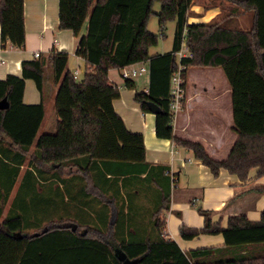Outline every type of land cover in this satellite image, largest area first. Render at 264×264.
<instances>
[{
	"label": "trees",
	"instance_id": "obj_1",
	"mask_svg": "<svg viewBox=\"0 0 264 264\" xmlns=\"http://www.w3.org/2000/svg\"><path fill=\"white\" fill-rule=\"evenodd\" d=\"M154 2L160 4L157 12ZM194 2L221 11L210 21L188 23ZM152 13L161 32L168 21H175L172 46L165 53L150 54L158 42V35L147 28ZM242 14L249 18L247 28L237 22ZM57 27L78 37L75 53L90 68L83 79H75L67 67L68 53L53 48L23 60L20 75L0 79V99L6 96L9 102L8 108L0 109V161L10 167L5 174L13 179L24 164H31L46 180L61 177L62 210L57 215L48 206L39 211L36 200L20 193L0 222V264H121L116 248L130 259L139 258L137 264H264V211L258 220L230 215L222 226L212 221L210 211L197 207L203 224L179 226L184 239L220 233L224 242L219 246L184 250L163 236L170 203L168 166L146 161L142 133L129 130L114 110L112 101L120 91L108 77L109 68L146 63L149 87L136 91L134 99L143 111H149L148 101L160 106L156 136L172 138L192 150L214 176L224 168L243 181L256 167L260 177L264 175V0H58ZM0 37L2 45L8 41L23 46V0H0ZM182 43L192 54L180 59L182 107L190 68L219 67L229 83L237 137L223 159L210 156L200 142L173 132L170 78ZM47 77L56 87V130L38 134L46 111ZM27 78L41 94L38 103L22 100ZM132 82L126 79L127 86ZM153 169L159 193L151 227L140 232L141 224L132 215L137 210L132 204L135 189L130 187L151 176ZM27 173L29 169L22 178Z\"/></svg>",
	"mask_w": 264,
	"mask_h": 264
},
{
	"label": "crops",
	"instance_id": "obj_2",
	"mask_svg": "<svg viewBox=\"0 0 264 264\" xmlns=\"http://www.w3.org/2000/svg\"><path fill=\"white\" fill-rule=\"evenodd\" d=\"M23 11L25 30L23 46L17 48L8 41L2 45L0 37V79L10 73L20 75L23 60L34 58L36 51L47 52L53 48L68 53V69L72 73L77 72L78 80L83 79L90 66L83 57L75 53L78 37L70 29L57 27L58 0H23ZM190 11L188 23L210 21L221 10L218 6L206 8L203 4L194 2L190 6ZM237 22L242 28L249 27V18L246 14L238 16ZM165 52L167 51L150 54ZM192 70L195 68L188 70L186 100L172 125L173 132L176 136L200 142L210 156L223 159L237 137V133L233 131L229 83L224 73L225 79L220 78L221 81L217 86L210 80L191 82L189 73ZM120 71L119 68L108 70L110 82L117 85L120 91L119 96L112 101L114 110L129 130L142 133L146 161L168 166L165 173L168 174L170 181V203L168 210L164 213L163 236L174 239L184 250L222 245L224 240L220 233L200 234L191 239L180 236L178 231L180 225L201 226L203 224L204 217L197 207L210 211L212 221H219L222 226H226L230 215L238 213L245 214L250 220H258L261 212L264 211V195L255 200L253 194L256 187L251 184L255 179L264 183V175L257 177V168L253 167L249 170L247 179L243 181L224 168H220L218 175L214 176L206 165L194 157L192 150L177 145L172 138L156 136L155 114L151 111H143L139 102L134 99L136 91L148 89L149 70L140 74L147 73V77L137 78L140 75L133 77L132 86L126 85V79L121 77ZM219 73L221 74L220 71ZM45 81L47 83L44 82L43 89L46 111L38 134H41L40 129L48 107L52 106L54 109L53 98L56 87L53 86L49 77ZM22 100L27 104H35L41 100V94L30 78L25 80ZM25 169H29V173L22 178ZM9 170L10 167L0 161V222L20 193H25L28 200H36L39 211L45 210L48 206L55 215L61 214V177L54 176L46 180L34 172L31 164L20 165L19 173L14 179L5 174ZM144 175L141 174L142 177ZM156 176L161 179V175ZM139 181L136 187H130L131 191L135 189L132 204L137 209L132 215L134 221L140 224H152V212L149 213L148 219H144L142 211L147 207L151 208L150 210L154 209V200L159 193V188L154 183V169L151 176ZM162 182L166 184L165 179H162ZM143 191L144 197H142ZM259 249L261 247H255L256 251H260Z\"/></svg>",
	"mask_w": 264,
	"mask_h": 264
},
{
	"label": "rangeland",
	"instance_id": "obj_3",
	"mask_svg": "<svg viewBox=\"0 0 264 264\" xmlns=\"http://www.w3.org/2000/svg\"><path fill=\"white\" fill-rule=\"evenodd\" d=\"M159 8H160V4L158 2H154L153 10L157 12ZM147 22H148L147 23L148 30L158 35V42L156 45L150 48V53H155L158 51H169L172 46L173 35H174V30H175V21H168L165 25L163 32L159 30L158 19L155 13H152L149 16ZM200 69L201 70H199V68H195V70L190 71L189 80L191 82H194V81L197 82L199 80L200 81L210 80V81H213L214 84L217 86L218 82H220L222 79H225L223 72L221 71L220 68H200ZM219 71L221 72V74L219 73ZM206 73L208 74L206 75ZM48 75H49V72H48ZM139 77H147V73L140 75L137 78ZM45 83H47V81H45ZM55 130H56V114L52 106H49L47 110V114L45 116L44 123L40 129V133H52V132H55ZM251 186L256 187L254 189V194H253L255 200L259 199L262 195H264V190L259 189L264 186V183L262 181H257V179H255L254 183H252ZM144 193L145 192L143 191L142 197H144ZM150 209L151 208L147 207L142 211V214H143L142 216L144 219H148L149 213L151 212ZM140 226L141 228L139 229H140V232H142L141 230L142 228L147 229V230L150 229L151 224L144 223V224H141ZM30 228L32 229L31 225H30Z\"/></svg>",
	"mask_w": 264,
	"mask_h": 264
},
{
	"label": "built area",
	"instance_id": "obj_4",
	"mask_svg": "<svg viewBox=\"0 0 264 264\" xmlns=\"http://www.w3.org/2000/svg\"><path fill=\"white\" fill-rule=\"evenodd\" d=\"M38 51L34 53L35 57L39 56ZM178 58V66L177 69L171 74L170 78V111H171V123L172 125L175 122L176 116L178 112L182 108V98L184 96V87L183 82L184 78L182 75V69L184 65L180 62V59L184 56H191V52L188 50L187 46L182 43L179 50L176 52ZM148 69L146 63H137L131 64L121 68L120 75L124 79H129L136 77L142 73H144ZM73 77L78 79L77 72H73Z\"/></svg>",
	"mask_w": 264,
	"mask_h": 264
},
{
	"label": "water",
	"instance_id": "obj_5",
	"mask_svg": "<svg viewBox=\"0 0 264 264\" xmlns=\"http://www.w3.org/2000/svg\"><path fill=\"white\" fill-rule=\"evenodd\" d=\"M147 106H148L149 111H151L154 114L159 113L161 111L160 106L153 101H148ZM8 107H9V102L7 100V97L4 96L3 98L0 99V109H5ZM113 220H114V214L112 215L111 223L113 222ZM115 251H116V255L121 260V264H137L138 263L139 258L130 259L119 248H116Z\"/></svg>",
	"mask_w": 264,
	"mask_h": 264
}]
</instances>
